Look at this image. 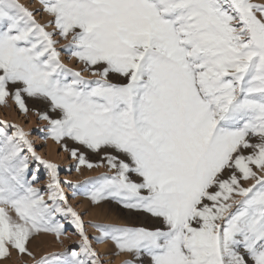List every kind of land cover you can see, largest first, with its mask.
<instances>
[{"label": "snow or ice", "instance_id": "snow-or-ice-1", "mask_svg": "<svg viewBox=\"0 0 264 264\" xmlns=\"http://www.w3.org/2000/svg\"><path fill=\"white\" fill-rule=\"evenodd\" d=\"M39 5L0 0V105L35 111L75 171L107 169L73 186V199L82 192L156 226L85 224L59 165L30 132L0 121V264L13 252L35 264H105L96 245L109 244L131 257L124 264H264V0ZM57 37L80 71L63 62ZM66 225L78 244L37 260L32 242L59 240Z\"/></svg>", "mask_w": 264, "mask_h": 264}, {"label": "rangeland", "instance_id": "rangeland-1", "mask_svg": "<svg viewBox=\"0 0 264 264\" xmlns=\"http://www.w3.org/2000/svg\"><path fill=\"white\" fill-rule=\"evenodd\" d=\"M19 2L33 11L39 9L40 7L39 0H19ZM49 19L50 17L47 15H37V20L41 23L46 24ZM57 39L60 40L59 37H57ZM68 43V40H60V43L58 44V50L61 51L62 60L67 67L80 71L83 68V65L79 64L74 58H70L69 55L63 51ZM84 76L86 79L96 78L89 72H84ZM28 104L32 109H42L44 107L43 105H34L31 101H28ZM0 121H4L8 124L19 125L24 128L26 132H30L38 154L44 159L59 165L61 170V181L69 182L67 184H62L65 189V194L69 197V203L71 206L82 215L85 224L103 223L131 224L134 226L140 225L145 227L156 226L150 218H146L135 213H129L115 204L105 203L100 206H93L91 201L87 199L82 192L77 194L76 198L73 199V194L77 191V189L73 186L82 185L86 181L104 174L107 169L103 167L92 170L82 168L79 172L75 171L74 165L76 164V161L72 160L67 152L62 151L60 145H57L50 139H43L45 133L41 131V129L46 127V122L42 121L35 111H31L27 115L22 114L18 111L14 102L9 101V105L7 107L0 105ZM88 158L93 163H96L99 160V157L92 154H89ZM67 169L72 170L67 171ZM47 183L48 179L46 175L42 174L40 183L37 184L36 187L44 189ZM66 227L68 228L67 235L62 236L59 240H57L54 235L47 234L37 237L32 242L30 245L31 251L35 254L37 260L45 255L63 253L78 244L79 237L75 234L74 229L67 225ZM87 231L90 237L97 235L96 230L92 227H88ZM96 247L102 254L107 253L105 256V264H124L125 260L131 259L129 256L116 254L114 247L110 244L103 246L96 245ZM5 264H35V262L30 258L19 257L15 252H13L12 259L5 261Z\"/></svg>", "mask_w": 264, "mask_h": 264}]
</instances>
